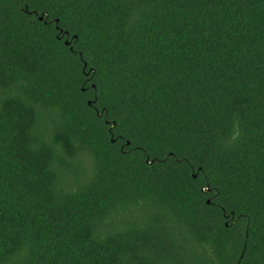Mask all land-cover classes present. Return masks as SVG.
Segmentation results:
<instances>
[{"label": "trees", "instance_id": "16d2710c", "mask_svg": "<svg viewBox=\"0 0 264 264\" xmlns=\"http://www.w3.org/2000/svg\"><path fill=\"white\" fill-rule=\"evenodd\" d=\"M0 264H264V0H0Z\"/></svg>", "mask_w": 264, "mask_h": 264}, {"label": "water", "instance_id": "95a60500", "mask_svg": "<svg viewBox=\"0 0 264 264\" xmlns=\"http://www.w3.org/2000/svg\"><path fill=\"white\" fill-rule=\"evenodd\" d=\"M42 19H43V16H39V20H42ZM65 44H67V45H68V44H69V42H68V41H66V42H65ZM87 75H88V73H87ZM92 86L94 87V84H92ZM88 104L90 105V104H91V101H88ZM113 125H115V123H114ZM126 144H129V141H127V142H126ZM193 176H194V177H196V175H195V174H194ZM209 202H210V201L208 200V201H207V203H209Z\"/></svg>", "mask_w": 264, "mask_h": 264}]
</instances>
